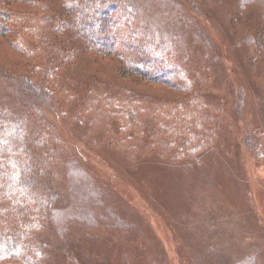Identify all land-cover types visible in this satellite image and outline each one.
<instances>
[{
	"label": "rangeland",
	"instance_id": "374dc122",
	"mask_svg": "<svg viewBox=\"0 0 264 264\" xmlns=\"http://www.w3.org/2000/svg\"><path fill=\"white\" fill-rule=\"evenodd\" d=\"M40 1L53 14L70 0ZM40 1L11 9L39 18ZM149 1V21L163 38L157 65L147 68L169 72L166 82L127 72L133 54L124 43L112 55L83 47L63 74L70 89L98 84L117 95L109 115L85 116L84 93V102L55 93L60 109L43 106L49 141L39 149L50 148L47 178L62 203L38 232L47 257L32 264H264V0ZM38 63L0 37V69L19 85L45 81V60ZM1 87V104L6 91L21 99ZM185 90L213 108L212 139L195 161L162 133L166 114L175 113L170 102ZM126 104L142 111L140 140L149 147L122 139L114 116Z\"/></svg>",
	"mask_w": 264,
	"mask_h": 264
},
{
	"label": "trees",
	"instance_id": "16d2710c",
	"mask_svg": "<svg viewBox=\"0 0 264 264\" xmlns=\"http://www.w3.org/2000/svg\"><path fill=\"white\" fill-rule=\"evenodd\" d=\"M33 1L0 0V37L8 38L29 59H36L39 63L35 68H41L42 60H45L42 75L45 81L41 85L25 79H20L22 84L19 85L14 74L0 69L1 91L8 88L12 94L22 93L21 99L16 100L6 91L3 104L0 103V264H32L39 256L46 259L48 246L42 241V245H36L40 241L38 232L48 225L56 207L62 203V195L52 177L47 178L52 157L50 148L46 147L47 151L39 149L48 146L49 141L43 131V106L60 109L65 103L61 102L62 97L84 102V93L88 104L83 114L88 118L90 114L106 118L111 103L116 102L113 98L117 95L102 93L98 84L83 93L82 84L81 90L70 89L63 71L76 65L82 48L112 55L114 45L124 43V50H131L133 54L127 62V72L159 82H166L169 74L160 68L152 75L147 68L157 65V45L163 38L158 25L149 21V0H70L61 5L59 13L53 14L45 11L48 3L38 0L42 12L39 18L32 12L22 15L11 9L15 3ZM172 8L180 12L183 7ZM259 56L260 52L257 58ZM58 72L60 78L49 81L52 73ZM55 93L63 96L58 99ZM170 104L175 105L172 107L175 113H165L162 133L168 136L170 147H178L183 150L181 155L195 161L207 148L215 130L211 122L212 105L198 93L187 90ZM126 105L117 109L114 116L120 130L125 132L122 139L131 141L133 147L139 143L149 147L146 140H140L144 134L140 124L142 111L137 106ZM79 119L83 120L82 117ZM249 135V141L255 146L256 140ZM260 142L264 147V137Z\"/></svg>",
	"mask_w": 264,
	"mask_h": 264
}]
</instances>
